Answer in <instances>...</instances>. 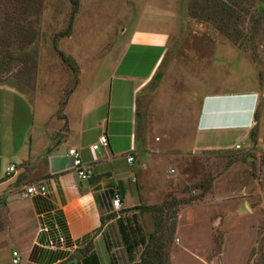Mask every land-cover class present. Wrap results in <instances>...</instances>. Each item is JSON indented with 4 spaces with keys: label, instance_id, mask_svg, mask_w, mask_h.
I'll return each instance as SVG.
<instances>
[{
    "label": "rangeland",
    "instance_id": "1",
    "mask_svg": "<svg viewBox=\"0 0 264 264\" xmlns=\"http://www.w3.org/2000/svg\"><path fill=\"white\" fill-rule=\"evenodd\" d=\"M145 1L168 6L151 10L171 9L174 17L165 58L137 94L138 127L156 138L161 155L152 172L160 168L163 179L143 201L162 206V240L177 245L178 264H264V0H79L70 33L57 40L72 64L52 42L67 26L70 0H0V83L52 99L61 117L78 85L117 86L118 72H148L151 62L119 57L123 32L154 12ZM222 83L255 88V143L248 138L235 148L196 135L199 97ZM43 163L28 162L34 173L26 177L44 173ZM153 217L147 212L148 232ZM15 218L0 206V228ZM19 218L30 220L27 209Z\"/></svg>",
    "mask_w": 264,
    "mask_h": 264
},
{
    "label": "crops",
    "instance_id": "2",
    "mask_svg": "<svg viewBox=\"0 0 264 264\" xmlns=\"http://www.w3.org/2000/svg\"><path fill=\"white\" fill-rule=\"evenodd\" d=\"M144 5L148 11L166 6ZM151 11L147 21L139 20L123 32L119 55L125 60L129 54L145 65L151 62L148 72H118L117 86L110 80L88 89L78 85L61 117L52 99L0 83V206L16 215L13 225L0 228V264H14L13 251L18 253L17 264H142L141 253L153 231L144 227L147 212L133 207L150 205L143 199L150 189L160 190L163 179L160 168L152 172L161 155L156 138L138 127L137 94L165 58L174 17L171 9ZM257 100L253 86L222 83L207 89L193 112L196 135L205 143L247 140ZM72 106L75 120L67 111ZM191 111L190 106L188 119ZM101 135H106L107 145L94 151L92 144ZM70 147L78 149L91 178H78L67 153ZM126 154L133 156L131 164ZM38 159L44 162V173L28 179L26 175L34 173L28 162ZM11 164L15 169L6 175ZM29 185H44L45 192L23 196ZM114 189L121 197L119 210L111 203ZM24 208L30 215L26 222L19 218ZM165 251L169 264H178L177 245Z\"/></svg>",
    "mask_w": 264,
    "mask_h": 264
},
{
    "label": "trees",
    "instance_id": "3",
    "mask_svg": "<svg viewBox=\"0 0 264 264\" xmlns=\"http://www.w3.org/2000/svg\"><path fill=\"white\" fill-rule=\"evenodd\" d=\"M70 3H71V11H70L67 26L63 30L59 31L58 33H55V35L53 36V40H52L53 48L58 52L62 60L65 61L67 64H72V60L57 48V40L60 37L67 36L71 31L74 16L79 6V0H70ZM217 4L218 6L221 7V9L223 8V11L221 12H225L228 14L233 12L231 11L230 8L228 10L225 9L224 7H226V5L224 3H217ZM257 107L254 112L255 119L257 117ZM248 138L252 141V143H255L257 141V138H259L258 133H257V127L255 125L250 130L248 134ZM263 138H264V134L262 135L260 140L263 141ZM1 204H4V201H0V205ZM133 208H138L141 211L151 212L154 214V217H153L154 231L149 235V239L144 246V249L140 257V263L142 264H169L168 253L165 251L166 242L162 240V235H161V231L163 230V225H164V221L160 217L163 213L162 206L141 204V205L134 206Z\"/></svg>",
    "mask_w": 264,
    "mask_h": 264
},
{
    "label": "built area",
    "instance_id": "4",
    "mask_svg": "<svg viewBox=\"0 0 264 264\" xmlns=\"http://www.w3.org/2000/svg\"><path fill=\"white\" fill-rule=\"evenodd\" d=\"M253 122L255 123V119H253ZM264 143V138L263 141ZM107 145V137L106 135L99 136L96 143L92 144V149L94 151H97L100 147ZM235 148H240V145L236 143L234 145ZM68 155L72 157V164L71 167L73 168L74 172L80 179H89L92 176V170L89 168V166H85L80 158V154L77 148L70 147L67 151ZM126 161L131 164L133 162V156L130 154H126ZM14 165L11 164L6 169V175L11 174L14 171ZM45 192V186L44 185H29L26 186L25 192L23 193V196L31 195L34 193H44ZM111 203L115 210H119L121 206V197L117 189H114L111 194ZM18 253L16 251L12 252V263L17 264L18 263Z\"/></svg>",
    "mask_w": 264,
    "mask_h": 264
},
{
    "label": "clouds",
    "instance_id": "5",
    "mask_svg": "<svg viewBox=\"0 0 264 264\" xmlns=\"http://www.w3.org/2000/svg\"><path fill=\"white\" fill-rule=\"evenodd\" d=\"M257 104H258V100H257Z\"/></svg>",
    "mask_w": 264,
    "mask_h": 264
}]
</instances>
